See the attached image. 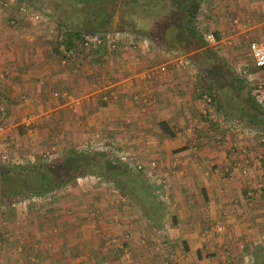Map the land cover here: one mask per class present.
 I'll list each match as a JSON object with an SVG mask.
<instances>
[{
  "label": "crops",
  "instance_id": "0c3cea01",
  "mask_svg": "<svg viewBox=\"0 0 264 264\" xmlns=\"http://www.w3.org/2000/svg\"><path fill=\"white\" fill-rule=\"evenodd\" d=\"M35 13L12 28L2 23L12 14L0 13L1 108L14 123L0 135V154L32 160L45 152L54 160L91 143L113 144L143 164L140 175L159 194L164 221L159 228L146 220L114 184L83 177L1 218L0 264H264V131L260 137L256 125L239 122L248 130L239 136L197 124L206 117L195 65L196 74L169 67L146 86L129 84L169 57L144 37L114 56L65 63L52 52L53 25H40ZM200 18L220 51L264 39V0H212ZM251 69L264 85V68ZM104 93L114 96L111 103L101 100ZM136 95L154 103H133ZM70 102L75 107L65 111ZM217 223L220 233H204Z\"/></svg>",
  "mask_w": 264,
  "mask_h": 264
},
{
  "label": "rangeland",
  "instance_id": "374dc122",
  "mask_svg": "<svg viewBox=\"0 0 264 264\" xmlns=\"http://www.w3.org/2000/svg\"><path fill=\"white\" fill-rule=\"evenodd\" d=\"M158 1H160V3H158ZM211 5H212V0L211 1L200 0L199 11L197 12V16L200 18L201 15L204 14V10L211 7ZM37 11L38 14L41 16L37 20L40 21V23L39 22L38 23L42 26L46 24H49L50 26L51 25L55 26L56 22H60V25L64 27L70 29H81L83 31L101 29L102 27L99 25L100 19L103 17V15H106V13H108L111 16V23L109 26L110 29L112 28L120 32L127 31L128 33H130L131 31L135 30V31H140L142 33L143 31H149V30L154 31V29L156 28L155 26L158 24V22L160 20L168 18L166 16L171 11L174 19L169 21V24H171L170 26H173L175 29L179 30L180 32L182 31V28L180 27L184 26V24L180 22L181 17L173 13V11H175V7L170 6L168 0H133L132 3L130 2L127 3V0H118V2L114 7L108 6L106 3L105 4L101 3L98 0H12V1L0 0V13L10 12V14H12V16L7 17L6 19L3 20L1 19L2 23L4 21V24L11 28L13 26L19 27L20 25H22V23L29 24L30 14H33L34 12ZM19 12L20 14L23 15V17H25L26 21L24 19L22 20L20 18H17L19 16L18 15ZM38 14L35 13L36 16ZM48 14H53L56 21L54 24L51 21V19L47 17ZM197 16H196L195 25L197 27L198 32L203 37L205 49H199L191 53H188L186 55L189 56L192 55V57L194 58L193 64L196 66V69L199 73L197 75L198 76L197 78L199 79L198 84H203V80H204V83L206 82V84H210V86L214 89L215 95L217 96V101L215 102L217 107L215 105L213 106L219 111V113L216 115L218 117H223L224 120L227 121L223 124L222 123L214 124L213 118H208V117L200 118L199 116H197L196 117L197 124L198 122L204 125L207 123L209 124L211 123L213 125H216L218 128L224 127L221 129V131L223 132L228 130L225 128H229V129L231 128L228 125L229 122L238 124L240 126L241 124L239 122H241L244 126H248L251 124L256 125V128L260 129L261 131H264V117L261 115H257V112H255L251 106L252 105L251 101L255 99L251 93V88H252L251 84L255 83L256 79L253 77L254 70L251 69L253 63L249 55L248 48L246 49L247 50L246 51L244 47L229 48L230 46L229 47L225 46L226 47L225 49L221 48V50L224 51L222 53V51H220V47H218L217 44L206 41L207 40L206 37L208 35H213L215 37V34L206 31L205 27L202 25L203 23L201 18H200V22H201L200 23L199 20L197 19ZM11 18H15L14 24H11V21L9 20ZM120 21H124V23L122 25H119ZM56 26H58V24ZM138 37L143 38L144 36H138ZM145 38L146 36L144 37V39ZM177 43H178L177 48H180V52H181L182 50L181 47L185 45L184 44L185 41L182 40L181 42H177ZM208 48L209 51H206L208 50ZM242 61H244L245 63L243 65H240ZM166 63H168V60L166 61ZM201 111H202V107H201ZM3 115L4 114H2V116ZM235 121H237L238 123ZM229 131H232L235 134H237L233 130H229ZM247 131L245 129V134H247ZM261 131L258 130V134H260ZM243 133L244 132L238 133V135L240 136ZM261 134L259 135L260 137H262ZM92 152L98 153L94 151H84L81 153H92ZM122 153L124 154V152ZM0 156H2V154H0ZM44 156H46L45 152H42L41 154L34 156L32 160H27L22 157L20 159H16L12 157L8 158L7 156L3 155L2 157L4 158L0 160V171L5 170L8 167L15 171L17 170L15 168H17L18 166L27 167V166L38 165L41 163H45V164L49 163L51 161V157L48 158L47 156V160H45ZM107 157L108 159L111 160V162L115 161L118 164H120L122 168L126 170V174L137 177L138 179L141 178V180L144 181L145 178H143V176L140 175L141 172L131 171L125 165L126 164L125 162L123 163L117 158H113L108 155ZM24 173L27 175L26 171H24ZM111 177L112 178H106V177H98L96 175H91L89 177L86 178L84 177V178L86 181H90V182L94 181L103 184L104 183L114 184L113 182L114 178L113 176ZM18 180L19 177L16 176V181L18 182ZM82 181L83 178H79L73 181L71 184H78L79 182ZM165 185H166L165 182H161L160 189H162L163 186ZM14 186H15L14 183L7 184L2 182V180H0V206L3 205V203L9 204L11 202H15L18 201V199H20L19 197L16 198L13 196H8V192H9L8 190L14 189L15 188ZM44 195L47 194H43L41 196ZM158 195H157V199H158ZM54 196H56V194L50 195L51 198H53ZM32 197L34 198L36 196L30 195L27 196L25 199H29ZM14 212L15 211H13L12 209L11 210L6 209L5 212H3L2 209H0V218H5L6 215L8 217ZM149 227L152 228V226ZM159 228L162 227L159 226ZM157 231L160 232V230L156 229L155 231L149 234H151L152 237H156L155 235ZM205 231L204 233L221 232L215 229V225L213 229L209 228L208 226ZM5 234L6 233L0 232V250L2 249V245L4 243L3 237L5 236ZM178 262L179 261L177 259L168 260L167 258H163L160 264H171V263L179 264Z\"/></svg>",
  "mask_w": 264,
  "mask_h": 264
},
{
  "label": "trees",
  "instance_id": "16d2710c",
  "mask_svg": "<svg viewBox=\"0 0 264 264\" xmlns=\"http://www.w3.org/2000/svg\"><path fill=\"white\" fill-rule=\"evenodd\" d=\"M98 1L104 4L106 3L111 7H114L118 2V0ZM168 1L170 6L175 7V11H173V13L180 16V22L184 24L183 27H180L182 28L181 32L169 24V21L174 19L172 11L166 16L168 18L158 22V24L155 26L156 28L154 29L155 32L152 30L143 31L142 33L135 30L129 32L135 36H146V39L150 40L155 46L160 47L162 52H167L170 57H174L178 53L188 54L199 49H205L203 37L198 32L195 25L197 12L199 11L200 0ZM129 2L132 3L133 0H127V3ZM158 3H160V1H158ZM47 17L51 19L53 24L56 22L53 14H48ZM14 19L15 18L9 19L11 24H14ZM110 23L111 16L108 13L103 15V17L100 19L99 25L102 28L97 30L94 29L83 31L81 29H70L60 25V22H56V25L58 24V26L55 25L51 28L53 54L60 58V60H63L65 63H73L75 66L85 63L88 60L87 58L90 56L92 58H99L108 54L114 56L118 52L123 51V49L128 46L120 45L118 48L112 50H109L108 46L106 45H102L97 49L91 48L88 51L83 48V44L91 34L115 30L112 28L110 29ZM123 23L124 21H120L119 25H122ZM214 34L217 36L216 33ZM182 40L185 41V45L181 47L182 50L180 52V48H177V42H181ZM135 43H137L136 40ZM206 51H209V48ZM198 86V96L200 100L201 97L207 93L210 96L213 105L216 106L215 102L217 101V96L215 95L214 89L210 86V84H206V82L204 83L203 80V84H199ZM253 101H251L253 110L257 112V115L264 117V110L260 107L255 99ZM1 102L2 101L0 98V109ZM216 112L219 113L218 109H216ZM3 116L2 111L0 110V119ZM202 116L204 115L202 114ZM159 126L163 134L168 135L169 137L174 136L173 132L169 129L166 123L161 122ZM258 130L261 131L260 129L255 131ZM15 169H17L15 170L16 172L9 167L0 171V178H3L0 180L7 184H15L14 189L8 190V196H13L16 198L19 197L20 199L18 200L25 199L30 195L41 196L43 194H47L45 196H48L49 193L59 190L79 178L89 177L91 175L106 178H112L111 176H113L114 186L117 187L123 195L129 198L130 201L135 202L141 208L146 220L156 226H160L164 221V211L160 201H158L153 191L154 188L152 185L147 184L145 181L141 180L140 177V179H138L137 177L126 174V170L122 168L120 164L115 161L111 162V160L108 159L105 154L71 151L59 158L51 160L47 164L41 163L27 167L18 166ZM24 171L27 172V175L24 173ZM16 176L19 177L18 182L16 181ZM28 204H26L25 207ZM19 209L20 208H18V210ZM126 246V242L122 241L121 247L124 248ZM120 251L122 254L123 249H120Z\"/></svg>",
  "mask_w": 264,
  "mask_h": 264
},
{
  "label": "built area",
  "instance_id": "2783aa9c",
  "mask_svg": "<svg viewBox=\"0 0 264 264\" xmlns=\"http://www.w3.org/2000/svg\"><path fill=\"white\" fill-rule=\"evenodd\" d=\"M12 1V0H10ZM138 36H135L133 34L127 33V32H120V31H116V30H111V31H106V32H98V33H94L91 34L90 36H88L86 42L83 44V48L85 50H89L91 48L93 49H97L98 47L102 46V45H106L108 46L109 50L118 48V46H123L126 45L128 47H132L133 45H136L137 43H135V40L137 39ZM206 41L211 42V43H215V37L213 35H208L206 37ZM141 40V39H140ZM139 40V41H140ZM138 42V41H137ZM145 42V41H143ZM248 52L249 55L252 59V63L254 65L255 68H263L264 67V39L260 40V41H254L251 42L248 45ZM169 56V55H168ZM168 63L166 64H162L156 68H151L147 71L144 72H140L138 74H136L135 76L129 78L128 83L129 84H133L135 82L140 83L142 86H146L147 83L153 81L154 79H156L158 76L163 75L167 72V69L169 67H172L174 69H180V70H191L196 74L195 68H194V64L191 61V59L189 58V55L186 54H182V53H178L177 55H175L174 57H168L167 58ZM252 88H251V93L254 96L256 102L260 105V107L264 110V85L260 82L258 83H253L251 84ZM64 97L65 99H69L70 96L68 94H66V92H62V93H58L55 92L53 94V97L58 98V97ZM101 100L103 102L106 103H111L114 99V96L108 94V93H104L102 95H100ZM201 102L203 104L202 106V114L208 118H213V122L214 123H225L226 120H224L223 117H218L216 114H218L216 112L215 107L213 106V103L211 102V98L210 96L205 93L202 97H201ZM133 103L136 104H142L143 106L147 105V103H154V100L149 98V99H145V98H140V96L136 95L133 97ZM75 103L74 102H70L69 104H67L66 106L63 107V109L65 111H70L75 107ZM3 112V108L0 109ZM216 116V118H215ZM25 125L26 127H29L31 125V120H25ZM13 121L9 120L8 118H6V116L1 117L0 119V135H4V133L8 130L9 126L13 125ZM228 125L231 127L226 128L228 130H233L236 133H242L245 132V129L235 123H228ZM97 139H99V137H97ZM87 151H94V152H98V153H102L105 154L106 156H111L113 158H117L118 160L122 161L123 163L125 162L126 166L128 167V169H130L131 171H135V172H141V170L143 169V165L141 163H139L138 161H136L134 158L129 157L125 154H123L119 149L117 150L113 144H109V143H91L89 145V147H87ZM46 156H44L45 160H47V156L48 158H50L51 156L47 153H45ZM55 192L50 193L47 197H50V195H53ZM249 196H253L252 193L248 194ZM33 200H39V198L35 197L33 198H29V199H22V200H18L15 202H11V203H3V205L0 206V209H2L3 212H5L6 209L8 210H17L18 208H23L26 204H28L29 202L33 201ZM41 200V199H40ZM3 215V214H1ZM1 220V218H0ZM215 229L218 231L222 230V226L220 224H215ZM126 238L129 237V235L127 234L125 236ZM172 264V263H171Z\"/></svg>",
  "mask_w": 264,
  "mask_h": 264
}]
</instances>
